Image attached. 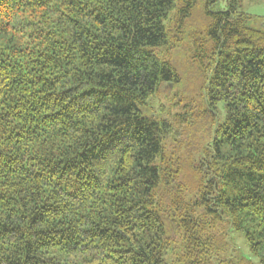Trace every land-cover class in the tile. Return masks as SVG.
<instances>
[{
  "label": "trees",
  "instance_id": "trees-1",
  "mask_svg": "<svg viewBox=\"0 0 264 264\" xmlns=\"http://www.w3.org/2000/svg\"><path fill=\"white\" fill-rule=\"evenodd\" d=\"M218 2L0 0V264H264V21Z\"/></svg>",
  "mask_w": 264,
  "mask_h": 264
},
{
  "label": "rangeland",
  "instance_id": "rangeland-1",
  "mask_svg": "<svg viewBox=\"0 0 264 264\" xmlns=\"http://www.w3.org/2000/svg\"><path fill=\"white\" fill-rule=\"evenodd\" d=\"M244 9L243 11L247 14L252 15L253 17L257 19H261L264 21V0H244ZM228 9V0H219V2L212 8L214 12H223ZM263 25L260 24L258 21L255 22L253 26H259ZM184 49L177 52L175 60L178 63L179 67H182L184 71V77L185 78V86L180 85L178 88L173 89H164L161 91L157 99L152 101L150 103V107L153 110L155 114H161L166 116L168 113H173L177 110H179L181 107L176 106L177 102L182 99V97L185 98V102H187L191 95L187 92H191L192 95L193 91L190 89H193L191 85H189L190 78L193 77L192 75L195 74L194 66H192L191 60L189 59V55L184 53ZM188 86V87H187ZM187 90V91H186ZM187 99V100H186ZM183 103V104H184ZM181 105V104H180ZM235 245L238 246L240 251L243 255L248 256L250 255L249 249L245 244V241L240 234L235 233L233 235Z\"/></svg>",
  "mask_w": 264,
  "mask_h": 264
},
{
  "label": "water",
  "instance_id": "water-1",
  "mask_svg": "<svg viewBox=\"0 0 264 264\" xmlns=\"http://www.w3.org/2000/svg\"><path fill=\"white\" fill-rule=\"evenodd\" d=\"M263 25H264V23H263Z\"/></svg>",
  "mask_w": 264,
  "mask_h": 264
}]
</instances>
